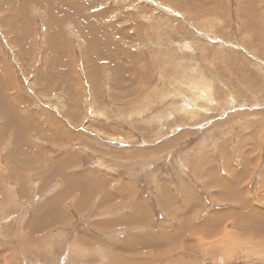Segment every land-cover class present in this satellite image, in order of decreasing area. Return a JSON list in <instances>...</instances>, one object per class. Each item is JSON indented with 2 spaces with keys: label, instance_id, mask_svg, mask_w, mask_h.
Segmentation results:
<instances>
[{
  "label": "rangeland",
  "instance_id": "rangeland-1",
  "mask_svg": "<svg viewBox=\"0 0 264 264\" xmlns=\"http://www.w3.org/2000/svg\"><path fill=\"white\" fill-rule=\"evenodd\" d=\"M42 1L0 0V264H264V0Z\"/></svg>",
  "mask_w": 264,
  "mask_h": 264
},
{
  "label": "crops",
  "instance_id": "crops-1",
  "mask_svg": "<svg viewBox=\"0 0 264 264\" xmlns=\"http://www.w3.org/2000/svg\"><path fill=\"white\" fill-rule=\"evenodd\" d=\"M105 202H106V200L103 199V201L101 202V206H104V205H105ZM140 211H141L140 208H137V209L135 210V213H134L132 219L135 218V217L140 216ZM138 222L140 223V221H138ZM136 238H137V236H136ZM150 243H151V241H147V242H144V243L141 244V245H143L145 248H147V247L149 246Z\"/></svg>",
  "mask_w": 264,
  "mask_h": 264
},
{
  "label": "bare ground",
  "instance_id": "bare-ground-1",
  "mask_svg": "<svg viewBox=\"0 0 264 264\" xmlns=\"http://www.w3.org/2000/svg\"><path fill=\"white\" fill-rule=\"evenodd\" d=\"M36 1H37V2H36ZM40 1H41V0H35V3H40ZM43 1L45 2V0H43ZM43 1H42V5L44 6V5H46V4H45V3L43 4ZM48 1H49V0H48ZM7 2H8V1H7ZM16 2H17V1H16ZM49 2H50V1H49ZM54 2H55V1H54ZM61 2H62V1H61ZM61 2H60V3H61ZM10 3H11V2H10ZM47 3H48V2H47ZM50 3H51V2H50ZM57 3H58V1H57ZM40 4H41V3H40ZM58 4H59V3H58ZM42 5H41V6H42ZM79 5L81 6V4H79ZM58 6H60V5H58ZM62 6H64V4H63ZM62 6H61V7H62ZM71 6H72V5H71ZM45 7H46V6H45ZM52 7H53V6H52ZM74 7H75V6H74ZM83 7H84V6H83ZM53 8H54V7H53ZM67 8L69 9V7H67ZM46 9H48V8H46ZM54 9H55V8H54ZM54 9H53V10H54ZM72 9H73V6H72ZM53 10H52V11H53ZM73 10H74V9H73ZM11 11H13V9H12ZM50 11H51V10H50ZM55 11H56V10H55ZM60 11H61V10H60ZM61 12H62V11H61ZM79 12H80V11H79ZM12 13H13V12H12ZM77 13H78V12H77ZM50 15H53V14L51 13ZM12 16H13V15H12ZM9 17H10V16H9ZM109 49H110V48H109ZM107 50H108V49H107ZM103 51H104V50H103ZM55 52H56V51H55ZM99 54H100V53H99ZM19 139H20V138H19ZM20 142H21V141H20ZM16 143L18 144V142H16ZM18 145H19V144H18ZM18 145H17V146H18ZM66 161H67V160H66ZM64 164H65V163H64Z\"/></svg>",
  "mask_w": 264,
  "mask_h": 264
}]
</instances>
